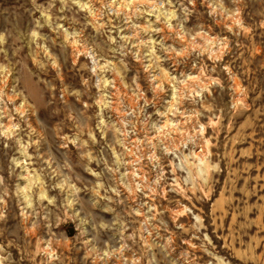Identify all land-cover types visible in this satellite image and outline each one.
I'll use <instances>...</instances> for the list:
<instances>
[{"label": "clouds", "instance_id": "clouds-1", "mask_svg": "<svg viewBox=\"0 0 264 264\" xmlns=\"http://www.w3.org/2000/svg\"><path fill=\"white\" fill-rule=\"evenodd\" d=\"M0 264H264V0H0Z\"/></svg>", "mask_w": 264, "mask_h": 264}]
</instances>
